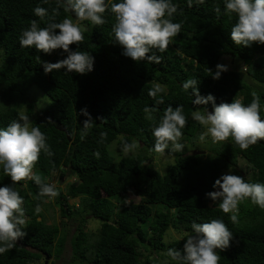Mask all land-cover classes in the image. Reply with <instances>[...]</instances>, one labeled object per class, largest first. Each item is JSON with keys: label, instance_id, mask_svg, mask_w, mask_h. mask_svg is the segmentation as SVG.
<instances>
[{"label": "trees", "instance_id": "obj_1", "mask_svg": "<svg viewBox=\"0 0 264 264\" xmlns=\"http://www.w3.org/2000/svg\"><path fill=\"white\" fill-rule=\"evenodd\" d=\"M119 2L107 0L104 24L80 22L84 39L70 45V50L94 58L92 71L80 75L64 69L44 73V62L66 58L62 49L45 54L34 46L19 45L22 31L33 20L46 27L72 19L62 0H0V128L19 120L24 108L29 126L40 129L53 153L49 156L41 151L33 173L45 184H51L56 174L61 179L73 175L76 181L64 189L56 185L59 195L54 198L40 196V186L33 180L13 184L0 165V186H12L23 197L26 220V227L21 226L26 235L0 253V264H52L67 242L71 250L67 264H178L166 253L172 248L183 254L185 240L165 244L166 231L181 227L192 233L193 222L213 219L222 220L233 234L227 249L216 250L218 264H264V209L246 198L240 201L237 222L233 223L232 212L224 213L219 201L210 204L212 200L206 197L217 190L212 187L215 180L230 170L248 183L264 184V140L241 150L229 137L213 142L208 152H177L164 174L149 166L152 157L160 154L153 150L152 130L169 105L182 106L187 120L180 141L193 139L200 132L193 111H212L211 103L192 104L196 98L193 90L182 87L189 79L198 82L200 96L211 94L217 105L238 99L247 106L256 100L264 119V88L253 90L242 79L246 75L264 86V45L233 43L230 30L237 17L226 12L224 0H192L191 7L189 0H170L177 8L170 19L181 25L180 32L164 51H150L149 55L160 58L159 63L135 62L124 56L122 46L114 41L116 21L111 4ZM37 6L47 10L43 19L34 14ZM54 10L58 14L54 15ZM223 56L242 62L244 72L227 70L214 80L208 69L215 73ZM155 84L163 91L152 97L149 91ZM32 87L48 101L45 107L39 108L29 98ZM145 108L156 111L147 113ZM81 109L87 110L93 122L86 131L83 123L88 117ZM119 137L137 145L135 155H119L116 160L110 154L109 146ZM172 153L170 144L164 154ZM240 159L246 163V173L237 170ZM248 172L250 179L245 175ZM75 199L76 205L70 202ZM54 208L59 221L47 223L45 213ZM89 219L99 223L95 231H87ZM71 221L75 226L69 237L61 228L66 229L64 224ZM141 249L149 254L144 256ZM153 255L163 262L151 259Z\"/></svg>", "mask_w": 264, "mask_h": 264}, {"label": "clouds", "instance_id": "obj_2", "mask_svg": "<svg viewBox=\"0 0 264 264\" xmlns=\"http://www.w3.org/2000/svg\"><path fill=\"white\" fill-rule=\"evenodd\" d=\"M198 2L203 3L204 0ZM62 3L66 12L74 14L76 23L70 18H65L62 22H52L46 27H39L37 21L33 20L30 27L22 31L19 45L28 48L34 46L37 51L45 54H51L56 49L67 53L66 58L56 63L44 62L45 74L64 69L70 73L84 75L92 71L94 58L88 53L70 50V45L78 44L84 39L79 21L87 20L93 25L105 23L103 14L108 9V4L106 0H62ZM191 6L192 0H189V7ZM224 7L228 14L234 13L237 17L230 30V38L234 44L246 47L253 43L264 45V0H224ZM33 11L41 19L48 15L43 7L37 6ZM176 11V6L170 0H120L119 3H112L111 12L116 21L112 32L114 41L123 48L122 54L135 62L146 59L159 63L160 58L149 53L152 49H167L171 38L180 32L181 25L173 23L170 19ZM215 11L219 14V7ZM56 14L58 12L54 10V15ZM166 16L169 18H165ZM227 70L226 65L217 64L215 73H212L211 69H208V72L215 80ZM197 84L196 80L189 79L182 87L185 91L190 88L193 90L192 94L196 98L192 100V104H212L211 112L207 109H197L192 113V119L206 129L200 135V141L211 137L213 142H222L231 137L241 150H246L258 140H264V119L260 117L256 100L247 106L238 99L217 105L211 94L206 97L199 95ZM161 91V85L155 84L149 95L155 97ZM144 111L151 113L156 109L145 108ZM81 113L88 117L83 123L86 131L93 124L92 118L86 109H81ZM186 124L182 106L173 108L169 105L164 110L159 124L152 130L155 137L153 150L164 154L171 144V152L183 151L184 145L180 143L183 135L181 129ZM46 139L38 127L29 126L27 115H21L19 120L0 128V165L13 184L31 179L40 186V196L54 198L59 195L55 186L43 183L41 177L33 173L41 151L49 156L53 155ZM135 147V144L123 143L122 151L128 153ZM94 155L99 157L98 152ZM212 187L219 190L206 193V197L214 202L219 201V207L224 213L232 212L230 219L233 223L237 222L238 204L246 198L264 209L262 183H248L241 176L223 174L215 180ZM23 202V197L12 186H0V253L12 248L26 235L21 227H26ZM125 203L128 201L125 200ZM40 210L39 206L35 209L37 213ZM191 228L192 234H188L185 239L183 254L169 248L166 255L178 264H218L220 256L216 250L227 249L233 239L227 225L220 219H213L208 223L193 222Z\"/></svg>", "mask_w": 264, "mask_h": 264}, {"label": "rangeland", "instance_id": "obj_3", "mask_svg": "<svg viewBox=\"0 0 264 264\" xmlns=\"http://www.w3.org/2000/svg\"><path fill=\"white\" fill-rule=\"evenodd\" d=\"M73 20V19H72ZM74 23L77 22V20H73ZM81 21H79L80 23ZM264 62V60H263ZM262 62V63H263ZM218 64H223V65H226L227 66V69L229 71H238V72H244V68L245 66L243 65L242 62H240L239 60H234V59H231V57L229 56H223ZM244 79V82L249 85L250 87H252L253 90H255L254 88L258 89L260 87L264 88L263 85L257 83L256 81L250 79V78H247L246 75H243V78ZM258 87V88H257ZM30 94H31V97H29L31 100H33L34 102H36L37 106L39 108H43L45 107L47 104H48V101L43 97L41 91L36 88V87H32L30 89ZM37 110V108H36ZM20 116L21 115H25V109L22 108L20 111ZM205 127L201 125V129H200V132L198 134H196V137L193 138V139H189V140H181L180 143H182L184 145V150L181 151L182 153H185V152H193V151H196V150H202L205 152H208L210 151V147L213 143L211 137H206L205 140L202 142L200 141L199 137L200 135L205 131ZM125 139L123 137H119V139L116 141V142H113L110 146H109V152L110 154L115 157V159L117 160L118 159V156L119 155H135V153L138 151V147L135 143V140L134 139H131V142L133 144L136 145V147L129 151L128 153H125L124 151H122V144L124 143ZM138 144V143H137ZM176 153H172L171 155H166V154H156L155 157H152L151 161L149 162V166L155 170H157L160 174H164L165 171H166V168L168 165H171L175 162V159H176ZM246 163L244 160H239V164L237 166V170L241 173H246L247 172V168H246ZM228 174H232L233 171L230 170L227 172ZM247 175V178L250 179L252 174L250 172H248V174H245ZM52 182L51 184L56 186V185H59L61 186L62 189L64 188H67L70 184H75L76 181H75V178L73 175L69 176V175H66L64 178H58L57 174L56 175H52ZM219 189H217L216 191H218ZM131 200V199H130ZM127 201H129L127 199ZM132 201V200H131ZM70 202H73L74 205H76L78 203V200L75 199V200H70ZM214 201H211L210 204H212ZM238 208L240 209V205L238 204ZM55 211V208L54 209H50L48 212H46L45 214L47 215L46 217V222L47 223H53L55 220L58 222L59 221V214L56 212L54 213ZM55 215H54V214ZM89 223L86 225V229L87 231H95L98 227H99V223L97 222V220H92V219H89ZM64 226H66L67 228L64 229V228H61V230H66V232L69 233V237L71 235V233L73 232V227L75 226V223L73 221L71 222H68V225L65 223ZM188 234H192V233H188L186 232L183 228L181 227H178V228H169L165 235H164V242L165 244H170L172 243L173 241H176V240H185L187 238V235ZM68 237V238H69ZM141 252H143L144 256L145 255H148L149 253L147 252H144L143 249L140 250ZM154 259L156 260L157 258L155 257V255H153L151 257V259ZM71 260V250H70V247L68 245V242L65 244V247H64V251L63 253L61 254L60 258L57 259V260H53L54 262L52 264H67L69 263ZM159 263H162L163 261H161L160 259H157ZM38 264H43V261H40ZM45 264V263H44Z\"/></svg>", "mask_w": 264, "mask_h": 264}, {"label": "water", "instance_id": "obj_4", "mask_svg": "<svg viewBox=\"0 0 264 264\" xmlns=\"http://www.w3.org/2000/svg\"><path fill=\"white\" fill-rule=\"evenodd\" d=\"M106 4H107V0H106ZM70 13V16L73 20H76L75 16L73 13L69 12ZM200 153H204L203 151H194L193 154H200ZM46 264V263H45Z\"/></svg>", "mask_w": 264, "mask_h": 264}]
</instances>
